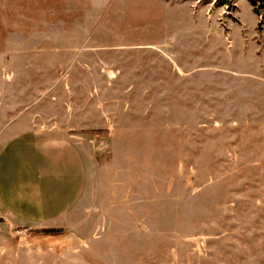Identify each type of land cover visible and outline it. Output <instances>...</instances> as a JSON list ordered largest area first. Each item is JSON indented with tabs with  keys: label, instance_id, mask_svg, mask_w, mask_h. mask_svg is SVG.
I'll list each match as a JSON object with an SVG mask.
<instances>
[{
	"label": "rangeland",
	"instance_id": "obj_1",
	"mask_svg": "<svg viewBox=\"0 0 264 264\" xmlns=\"http://www.w3.org/2000/svg\"><path fill=\"white\" fill-rule=\"evenodd\" d=\"M33 130L86 187L0 264H264V3L0 0V146Z\"/></svg>",
	"mask_w": 264,
	"mask_h": 264
},
{
	"label": "crops",
	"instance_id": "obj_2",
	"mask_svg": "<svg viewBox=\"0 0 264 264\" xmlns=\"http://www.w3.org/2000/svg\"><path fill=\"white\" fill-rule=\"evenodd\" d=\"M86 180L81 153L65 135L51 130L12 135L0 146V218L24 229L61 227Z\"/></svg>",
	"mask_w": 264,
	"mask_h": 264
},
{
	"label": "trees",
	"instance_id": "obj_3",
	"mask_svg": "<svg viewBox=\"0 0 264 264\" xmlns=\"http://www.w3.org/2000/svg\"><path fill=\"white\" fill-rule=\"evenodd\" d=\"M249 2L253 7H257V5L264 3V0H249ZM256 14H259V10H256Z\"/></svg>",
	"mask_w": 264,
	"mask_h": 264
}]
</instances>
